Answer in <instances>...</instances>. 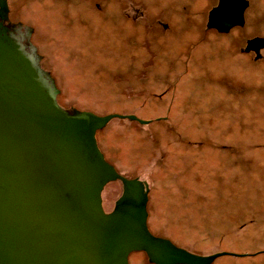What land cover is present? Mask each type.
I'll return each instance as SVG.
<instances>
[{
    "label": "rangeland",
    "instance_id": "obj_1",
    "mask_svg": "<svg viewBox=\"0 0 264 264\" xmlns=\"http://www.w3.org/2000/svg\"><path fill=\"white\" fill-rule=\"evenodd\" d=\"M209 2L5 0L9 20L32 29L60 106L148 119L112 117L96 143L146 183L154 234L202 254L264 249V60L242 50L264 34V0L226 31L206 26ZM121 190L103 184L104 210ZM129 264L149 263L136 252ZM208 264H264V252Z\"/></svg>",
    "mask_w": 264,
    "mask_h": 264
},
{
    "label": "water",
    "instance_id": "obj_2",
    "mask_svg": "<svg viewBox=\"0 0 264 264\" xmlns=\"http://www.w3.org/2000/svg\"><path fill=\"white\" fill-rule=\"evenodd\" d=\"M6 10L0 0V264H128L134 250L154 264H208L243 254L197 253L148 229L143 182L119 173L94 136L112 117L145 120L60 106L7 32ZM217 13L207 25L226 31L232 23L215 22ZM113 179L122 190L105 211L100 189Z\"/></svg>",
    "mask_w": 264,
    "mask_h": 264
},
{
    "label": "flooded vegetation",
    "instance_id": "obj_3",
    "mask_svg": "<svg viewBox=\"0 0 264 264\" xmlns=\"http://www.w3.org/2000/svg\"><path fill=\"white\" fill-rule=\"evenodd\" d=\"M248 5L249 0H210V2L206 4V6H202V8L205 7V11L207 13L206 26L217 30L215 26L207 25L208 14L212 10L218 12L214 17L215 22L222 20L223 22L232 23L227 30L236 25L242 26L245 21L244 13L247 10ZM2 22L5 25L7 23L6 20H3ZM262 26L264 27V25ZM242 50L245 52H251L252 58L254 59L259 58L264 60V34L258 35L256 33H252L250 36L246 37L244 39V46Z\"/></svg>",
    "mask_w": 264,
    "mask_h": 264
},
{
    "label": "trees",
    "instance_id": "obj_4",
    "mask_svg": "<svg viewBox=\"0 0 264 264\" xmlns=\"http://www.w3.org/2000/svg\"><path fill=\"white\" fill-rule=\"evenodd\" d=\"M6 20V29H7V32L9 33V35L11 37H13L15 40H17L18 42H20L22 44V47L23 49L30 55H32L33 57V60H34V63H35V66H36V69L38 71V73L40 74L43 82L49 87V89L51 90L52 94L55 96V99H56V95L58 93V87L56 86V84L54 85L53 83V80L51 78V75L49 74V72H45L43 70H41L39 68V66L37 65V57L36 55L34 54V45L31 43L30 41V32H31V28L26 25V24H23L21 21L17 20V21H12V20H9V18L6 16L5 18ZM59 103V102H58ZM61 105V104H59ZM67 108V107H66ZM67 109H70L71 111H79V110H82L83 108H77V107H73V106H70L68 107ZM126 114V113H125ZM128 118V117H127ZM132 119V118H130ZM145 121H147L148 119H144ZM102 128V127H101ZM101 128H98L95 130L94 132V136H95V140L97 138L96 136V133L99 129ZM97 144V143H96ZM99 148V147H98ZM100 150V149H99ZM104 156V158L106 159L105 155H104V152L102 150H100ZM107 160V159H106ZM136 177V176H135ZM138 178V177H137ZM140 179V178H139ZM142 182H143V189L145 190L146 192V203H147V199H148V188H147V185L146 183L144 182V180L140 179ZM145 207H146V211H147V215H146V224H147V227L148 229L150 230L151 228L149 227V220H148V217H149V214H148V210H147V204H145ZM151 231V230H150ZM152 232V231H151ZM154 233V232H153ZM157 234V233H155ZM161 235V234H159ZM162 236H165L167 238H169L172 242L175 243L174 241V236L173 235H170V234H167V235H162ZM177 244V243H176ZM179 245V244H178ZM136 252H140L142 254L145 255V253L142 251V250H134V251H130L128 253V256H127V259H128V264H129V255L131 253H136ZM260 252H264V249H259V250H253V251H242L240 253H243V254H240V255H234V256H248V255H254L256 253H260ZM227 255V254H225ZM221 256V255H220ZM218 257V256H217ZM216 258V257H215ZM147 259V258H146ZM148 261V260H147ZM149 264H152L151 262L148 261ZM174 264H181V263H174Z\"/></svg>",
    "mask_w": 264,
    "mask_h": 264
}]
</instances>
